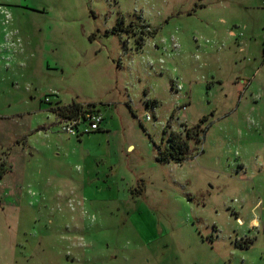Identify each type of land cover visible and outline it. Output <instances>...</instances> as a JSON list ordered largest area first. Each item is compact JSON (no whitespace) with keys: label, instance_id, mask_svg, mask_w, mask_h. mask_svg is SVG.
<instances>
[{"label":"rangeland","instance_id":"obj_1","mask_svg":"<svg viewBox=\"0 0 264 264\" xmlns=\"http://www.w3.org/2000/svg\"><path fill=\"white\" fill-rule=\"evenodd\" d=\"M0 264H264V0H0Z\"/></svg>","mask_w":264,"mask_h":264},{"label":"trees","instance_id":"obj_2","mask_svg":"<svg viewBox=\"0 0 264 264\" xmlns=\"http://www.w3.org/2000/svg\"><path fill=\"white\" fill-rule=\"evenodd\" d=\"M90 106L91 108L95 107L94 104L85 105L82 103H74L67 109H60L59 114H61L66 119H74L77 118L80 113H83L84 111L88 110ZM207 119L208 117L204 116L201 118L200 123L198 125H195L191 128H187L185 137L179 132L171 131L170 134L167 136V146L165 148L158 146V161H174L179 163L186 160L189 156L190 151L189 139H194L196 144L201 141L200 134L201 132H205L206 130V127H203L202 124H204ZM165 132H167V129H165Z\"/></svg>","mask_w":264,"mask_h":264},{"label":"built area","instance_id":"obj_3","mask_svg":"<svg viewBox=\"0 0 264 264\" xmlns=\"http://www.w3.org/2000/svg\"><path fill=\"white\" fill-rule=\"evenodd\" d=\"M102 113L99 110H94L91 106L88 110L80 113L77 118L63 119V129L70 136H82L87 133L96 132L101 128L103 120ZM147 120H151L150 114L146 115Z\"/></svg>","mask_w":264,"mask_h":264}]
</instances>
